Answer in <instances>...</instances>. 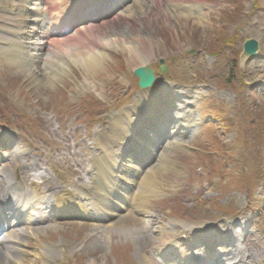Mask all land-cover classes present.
I'll return each mask as SVG.
<instances>
[{
    "label": "rangeland",
    "instance_id": "1",
    "mask_svg": "<svg viewBox=\"0 0 264 264\" xmlns=\"http://www.w3.org/2000/svg\"><path fill=\"white\" fill-rule=\"evenodd\" d=\"M174 1L191 2L193 10L166 0H145L143 7L129 1L108 21L93 25L94 34L132 37L137 44L138 55L106 51L100 73L68 63L63 66L69 71L64 72L53 65L57 56L39 68L40 61L0 54V133L9 136L1 141L0 150L12 144L21 151L28 147L42 156L43 168H50L51 174L53 166L58 176H82L70 168L77 166V158L84 159L85 147L93 150L96 129L107 131L110 118L135 103L139 89L133 70L142 64L158 68L164 59L170 65L168 74L155 84V94H163L165 83L176 82L190 92L194 89L187 87L199 85L208 95L203 106L198 101L192 109L202 118L199 134L185 139V149H167L175 164L157 174L156 196L148 201L150 228L143 216L129 212L112 228V237L101 232L103 242L91 248L96 239L91 229L78 221L56 222L57 230L27 239L21 264H45V244H61L62 253L50 264H142L144 256L151 257L152 246L160 245L152 231L171 222L223 225L237 216L256 214L264 221V94L259 96L250 87L254 70L264 69V0ZM1 6L12 9L10 0H0ZM129 12L134 14L125 20L122 14ZM249 37L260 40L262 58L243 67L239 57ZM89 79L95 87L88 85ZM61 157L71 161L60 166ZM129 229L137 230L135 236ZM133 237L140 239L139 244ZM79 245L86 250L78 252Z\"/></svg>",
    "mask_w": 264,
    "mask_h": 264
},
{
    "label": "bare ground",
    "instance_id": "2",
    "mask_svg": "<svg viewBox=\"0 0 264 264\" xmlns=\"http://www.w3.org/2000/svg\"><path fill=\"white\" fill-rule=\"evenodd\" d=\"M56 2H60L61 5H65L67 0H55ZM136 3L142 4L143 7V2L145 0H133ZM168 3L176 4L174 0H166ZM12 3L17 7V9L21 10L22 9H27V14H25L23 20L19 21V25L16 27V30L9 29V33L13 30L23 32L21 33L19 38H10L8 37L6 44L7 46L5 47H0V51L4 53H9V52H16V56H24V54L27 55L29 59H35L38 57L37 62H41V68L42 66H46V64H52L54 62V59L57 56L56 61L57 64H53L55 66H58L63 70L64 72H68L67 70L68 66L72 65L76 69L79 67H82V69H85L87 72H99L102 70V65L103 61L106 56V51L110 50H126V52L129 54H136L137 53V44L135 43V39L132 37L130 38H125L124 36H119L117 38H112V37H103L99 36L97 34H94L93 29L89 26L85 25H79L76 27V29L72 30V34L69 36H66L65 38H60L56 39L52 44L48 46L46 49L44 55H41V50H42V44L39 45V47H32L34 45V42L37 41L36 39V25L35 21L38 22L40 21L42 25H44L47 19H51V12L47 11L46 8L43 9L42 4L43 0H12ZM183 9H191L189 5H182ZM57 10V9H56ZM47 12V14H46ZM64 10L58 9L57 12L53 13V17L56 19L60 18V16L63 14L64 15ZM184 13V12H182ZM134 13H128L127 16L122 14V17H125L124 19H128L131 15ZM185 14V13H184ZM188 16V14H185ZM28 17L33 18V22L27 23L30 21ZM190 17V15H189ZM28 25H31L29 27ZM30 28V29H28ZM27 30V31H26ZM24 31H26L24 33ZM32 31V32H30ZM7 38V37H6ZM140 38V36H139ZM1 39V38H0ZM97 40V41H96ZM138 40V39H137ZM6 41V40H5ZM53 52V53H52ZM51 55V57L49 56ZM138 55V54H136ZM55 57V58H54ZM141 59V57H140ZM44 60V62H42ZM30 61V60H29ZM69 64L68 66H63L64 64ZM51 65L53 69L55 66ZM50 67V69H51ZM57 67V68H58ZM67 67V68H65ZM35 67L34 69H36ZM27 70L30 74L33 69L32 67H24V70ZM98 69V70H97ZM55 70V69H54ZM54 74H56L54 72ZM49 82H52L49 79ZM88 85H92V87H95L93 81L86 80ZM53 83V82H52ZM148 93V91L146 92ZM148 96H151L150 93H148ZM145 97V92L142 93L141 95V100L137 101L134 105L133 108H138L141 107L142 104L147 103L148 100H146ZM148 98V97H147ZM146 107V105H145ZM145 114L146 113H153V109L148 107L145 108ZM182 112L181 110L178 111V114L176 116L177 120L180 121V123L177 121L176 126H178L181 129H186L188 128V122H190V119H188L186 116L183 117V121H181V116ZM164 117H166L164 115ZM135 119V118H134ZM196 120L193 119L191 121L194 124H198L199 119L195 117ZM192 120V118H191ZM150 121L154 122L151 118ZM136 124V120H133L132 118V112L130 110L125 109L123 113L121 114H116L110 119V124H109V132L110 134H106V132H100L99 137L96 139V148L102 143L103 149L101 152H98L97 157L101 159L100 161V169L96 171V176L91 182L87 183V186L90 187V190H92V193L84 192L82 194V197H86L90 202L92 201V205H96L97 207L101 208L104 212H107V215H110L111 217L116 216L114 211L111 209V206L107 203V190L114 186H121L124 187L125 184H131V185H139V190L140 193L138 195V199L135 203V205L132 207L135 209L137 212L141 213L144 217H153L150 215V209H148V201L150 197H153L151 194H156L154 187L157 185V174L160 169H168L174 167L175 162L169 157V153H164L162 152L161 156L157 160V162H154L151 168H148V170L145 172H142V170L139 168L138 165L135 166L134 163H132V160L130 156H128V152H138L141 155L145 153L146 151H150L149 145L146 146V140L145 138H141L138 140L133 141L132 136L130 135V131L128 126ZM143 124V123H142ZM186 126V128H185ZM177 127V128H178ZM174 129L170 134H171V139L175 142V144L181 143L185 145V141H180L178 140L179 137L174 138L173 136H176L178 133V130L180 129ZM180 132V131H179ZM148 134V133H146ZM152 134V133H151ZM104 136H107V138L103 139ZM153 139H156L155 135L153 136ZM184 142V143H183ZM115 147H117L118 152L113 150ZM152 152V151H150ZM32 169L37 170L38 162L30 164ZM118 169V171H115V169ZM133 170L134 172L130 173L129 171ZM134 174V175H131ZM39 177V175L37 176ZM42 177H45L42 175ZM140 182V183H139ZM36 184L37 182H33ZM139 183V184H137ZM15 187V184H13ZM71 187L74 186V182L70 183ZM110 186V187H109ZM11 187V185L9 186ZM74 187H79L77 184ZM52 188V186H51ZM54 189H57V187H54ZM152 189V190H151ZM151 193V194H149ZM149 194V195H146ZM132 195H130L131 198ZM128 197V196H127ZM130 199H128L129 203ZM133 205V204H127V206ZM120 206H123L127 208L124 204H121ZM81 209V208H80ZM111 209V210H110ZM107 210V211H106ZM124 218H127L125 216ZM149 222V221H147ZM118 222L112 223L107 225V235L108 237H112V228L117 225ZM173 223L169 225H164L155 228L153 230V233H155V236L157 237L156 240L161 239L162 241V246L165 248L167 240H172L176 239L175 233H176V228L181 227L182 225H172ZM170 226V227H169ZM206 230L205 233L211 235V229L212 227L210 225H205ZM58 225H50L43 227L41 229H36L33 231L30 230H24L23 233L12 235L10 237V242L8 245L2 247L0 249V257L1 253L3 252L2 250L5 251V254L9 256V258L12 259L14 264H21L22 263V255H13L12 258V252H17L20 250L21 246L24 244V237L25 236H30L31 238H38L41 235L46 234L48 231L47 229L52 228L57 229ZM189 226L184 225L182 227V230L185 228H188ZM98 229L101 228L100 226L97 227ZM204 227H199L200 230L203 231ZM226 228L229 229V225H226ZM91 233L93 234L94 231L96 230L94 227H92ZM147 229V228H146ZM140 230V229H139ZM130 232L131 236H135L137 233V230L135 229H129L126 230ZM171 235V236H170ZM170 236V237H169ZM133 241L137 244H139L140 239L133 237ZM101 241L99 239L95 240V243L91 245L92 247H97ZM138 250L140 251L141 247L137 245ZM123 250V249H122ZM162 251V250H161ZM4 255V254H3ZM123 256V255H122ZM145 258V263L146 264H157L158 262L156 260H149L148 258ZM263 261V260H262ZM175 264H180L179 261L174 260L173 261ZM94 261L90 264H93ZM0 264H5L4 260L2 257L0 258Z\"/></svg>",
    "mask_w": 264,
    "mask_h": 264
},
{
    "label": "water",
    "instance_id": "3",
    "mask_svg": "<svg viewBox=\"0 0 264 264\" xmlns=\"http://www.w3.org/2000/svg\"><path fill=\"white\" fill-rule=\"evenodd\" d=\"M259 41L255 39H247L243 46V52L240 57V61L243 65L248 63L253 57L257 56L259 50ZM134 74L140 78L139 85L141 88L150 86L153 83L155 76H153V70L147 67L137 68Z\"/></svg>",
    "mask_w": 264,
    "mask_h": 264
}]
</instances>
